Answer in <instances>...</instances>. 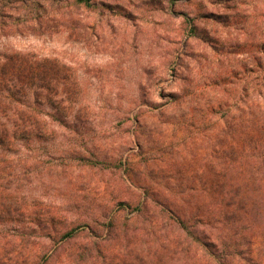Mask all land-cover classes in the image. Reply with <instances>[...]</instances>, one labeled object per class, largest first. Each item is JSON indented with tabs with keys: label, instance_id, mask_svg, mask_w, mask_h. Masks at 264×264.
Masks as SVG:
<instances>
[{
	"label": "rangeland",
	"instance_id": "1",
	"mask_svg": "<svg viewBox=\"0 0 264 264\" xmlns=\"http://www.w3.org/2000/svg\"><path fill=\"white\" fill-rule=\"evenodd\" d=\"M87 18L88 35L60 27L0 39V50L56 58L76 86L71 100L62 94L45 102L48 130L27 148V179L12 180L28 202L56 214L57 222L42 225L44 231L16 257L7 240H16L20 230L14 233L13 226H26L29 219H0V264L32 261L37 249L51 248L52 229L75 223H84L85 230L57 246L51 264H107L88 254L128 251L140 257L129 264H202L196 245L168 244L180 231L164 227V241L128 246L124 226L146 190L187 201L219 180L238 181L237 164L222 173L224 153L246 148L249 164L251 147L242 131H228L204 113L212 102L204 87L206 76L221 70L264 71V0H106V12ZM249 77L253 85V73ZM260 181L252 185L255 198L264 197ZM145 214L161 220L155 211ZM256 228L242 252L264 264V215ZM85 245L89 250L79 258Z\"/></svg>",
	"mask_w": 264,
	"mask_h": 264
},
{
	"label": "trees",
	"instance_id": "2",
	"mask_svg": "<svg viewBox=\"0 0 264 264\" xmlns=\"http://www.w3.org/2000/svg\"><path fill=\"white\" fill-rule=\"evenodd\" d=\"M104 12L106 0H0V39L41 35L60 27L88 35L92 30V23L86 21L88 14ZM69 71L56 58L25 50H0V219L16 220L24 216L29 219L26 226H13L14 233L20 230L19 235H15L16 240H7L16 257L30 237L40 229L44 231L42 225L53 227L58 219L56 214L42 211L38 203L28 202L22 188L13 186L12 180L27 179L26 167H30L27 148L32 140H42L48 130L45 102L62 94L67 100L73 98L76 86ZM251 73L255 80L253 85ZM207 76L204 93L212 102L205 104L204 113L210 118L214 116L217 122L221 120L228 131L232 128L242 131L244 144L251 147L249 164L245 160V153H249L246 148L237 153L231 150L224 153L226 163L222 173H229L230 166L237 164L238 181L219 180L201 193L194 190L196 194L187 201L146 190L145 197L133 209L135 214L124 226L123 240L128 246L131 241H164L159 230L169 227L180 231L182 238H171L168 244L175 249L181 245L187 248L188 244L196 245L202 264H261L254 256H244L242 250L245 242L248 244L256 238L253 231L264 215L263 195L255 198L252 192L253 183L259 185L260 180H264V71L221 70L218 76ZM38 163L34 162L35 168ZM150 211L158 213L161 220L152 221V215L145 214ZM139 223L140 228L132 231L131 227ZM84 226V223H75L60 232L52 229L53 232L47 234L53 242L51 248L40 246L43 250L37 249L31 255L32 261L21 258L15 264H51L57 246L77 239L85 230ZM107 236L106 240L111 239V232ZM81 250L84 254L89 250L88 245L79 249V258ZM177 254L176 250L172 252L173 257ZM73 255L76 253L69 254ZM88 257L103 261L106 258L107 264H129L140 258L129 251L106 256L100 252L89 253Z\"/></svg>",
	"mask_w": 264,
	"mask_h": 264
}]
</instances>
